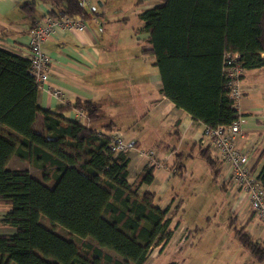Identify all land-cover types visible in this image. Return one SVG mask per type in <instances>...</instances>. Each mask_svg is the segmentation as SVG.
I'll return each instance as SVG.
<instances>
[{
    "label": "trees",
    "instance_id": "trees-1",
    "mask_svg": "<svg viewBox=\"0 0 264 264\" xmlns=\"http://www.w3.org/2000/svg\"><path fill=\"white\" fill-rule=\"evenodd\" d=\"M42 1L51 5L44 18L86 15L79 0ZM21 9L34 19L35 2ZM139 17L152 46L144 54L158 67L165 97L208 128L236 122L242 114L230 96L224 59L239 53L246 70L264 66V0H163ZM30 64L0 47V126L19 138L15 144L0 133V204L8 207L0 221L15 228L0 233V264H147L152 248L167 239L181 201L174 209L162 208L155 192L139 194L143 184L153 182L155 166H146L130 182V152L115 153L112 136L94 128L104 117L99 102L68 106L84 111L86 118L80 120L68 118L66 106L41 108ZM38 114L42 131L34 128ZM114 126L109 121L101 127L113 131ZM200 155L214 175L223 174L222 162L209 147L200 145ZM13 156L39 169L42 178L26 168L8 167ZM182 168L178 164L176 171ZM259 179L264 186V164ZM51 180L54 184L48 185ZM43 219L70 236L96 241L98 246L83 242L90 259ZM249 222L236 227V235L254 258L264 261V242L248 232Z\"/></svg>",
    "mask_w": 264,
    "mask_h": 264
},
{
    "label": "crops",
    "instance_id": "crops-1",
    "mask_svg": "<svg viewBox=\"0 0 264 264\" xmlns=\"http://www.w3.org/2000/svg\"><path fill=\"white\" fill-rule=\"evenodd\" d=\"M28 2L36 4L33 15L35 22L42 21L51 9V5L42 0H0V47L14 51L26 58L29 30L34 21L32 16L22 11L21 6ZM162 2L163 0H91L85 6L84 28H56L54 34L43 43V48L53 58L49 85L52 88H59L63 97L59 99L47 88H40L38 104L44 109H56L59 106H72L78 101L99 102L104 117L95 124L96 130L108 136H113L116 133L122 134L127 139L135 141L136 146H139L146 138L150 139L151 148H157L161 160H170L165 168L169 169L174 166V174H178V172L183 173L186 170V166L179 159L183 154L181 148L188 146L184 142L190 140L194 142V147L197 145L200 147L199 138L205 125L195 122L190 114L177 108L165 97L161 91L162 82L158 67L149 55L144 54V51L149 50L152 46L148 42L149 33L142 29L144 23L139 19V16L145 9L153 8ZM93 16L102 20V31L93 20ZM76 17L79 18V16ZM135 38L144 41L141 54H138L137 51L140 42H135ZM256 69L246 70L243 78L246 87L245 97L240 102L238 109L242 114L240 119L243 121L242 127L246 135L240 140V143L247 146L256 144L257 149L251 162L254 171L258 172L264 164V115H258L260 110H255L253 103L247 100V87L256 84L251 81L252 74ZM76 109L68 107L65 111L66 116L75 119ZM116 115L122 116V122L119 120L121 125L113 119L110 120L116 124L113 131H106L101 127L107 123L104 118L109 119ZM137 115H144L147 118L146 125L154 128L152 134L143 137L141 132L136 131L134 116ZM34 128L37 131L43 130L42 114L37 115ZM0 133L5 137L13 138L15 144L18 143V135L9 128L0 126ZM173 134L176 135L174 139L171 137ZM20 162L30 164L28 161L13 156L8 167L26 168L31 172L28 166L20 165ZM178 164L183 166L181 171H176ZM140 170L137 172V176L143 173H140ZM31 174L33 175L32 172ZM160 174L161 172L156 167L153 172V182L149 185L143 184L139 189V194L143 191H151ZM222 175L225 176L223 185L231 192V181L224 168ZM164 189L165 186L161 183L156 191H152L157 194L159 202H161L159 191H164ZM168 191L163 194H167ZM171 200L170 196L164 205H158L164 208ZM230 200H232V194ZM177 201L179 202L178 198L173 200L170 204L171 209H174ZM233 207L234 205L232 211ZM7 210L6 206L5 210L0 213V219L5 216ZM258 222L261 221L256 217L250 220L247 226L250 234H252L251 230L259 224ZM179 224L180 227H184L181 221ZM0 225L3 226L0 227V233L15 231L14 227L3 222Z\"/></svg>",
    "mask_w": 264,
    "mask_h": 264
},
{
    "label": "rangeland",
    "instance_id": "rangeland-1",
    "mask_svg": "<svg viewBox=\"0 0 264 264\" xmlns=\"http://www.w3.org/2000/svg\"><path fill=\"white\" fill-rule=\"evenodd\" d=\"M96 18L102 22L99 17L93 16V20ZM135 42H140L137 49L138 54L143 53L142 46L144 45V41L135 38ZM251 81L256 82V84L255 86L247 87V100L253 103L255 110H260L258 115H264V66L255 70ZM245 90L246 87L244 86V92ZM134 118L136 119L135 128L137 132H141L140 134L143 137H146L147 134H152L154 128L146 125L148 121L144 115H137ZM113 119L118 123L119 120L122 122L121 115L112 116L109 119L104 118L106 122ZM119 124L121 125V123ZM114 136H122L126 141H133L119 133H116L112 137ZM171 137L174 139L176 135L173 134ZM150 143L151 140L146 138L133 151H130L129 180L133 182L140 176H137L139 169H141L140 173L145 170L148 164L145 153L153 149L156 152L155 159L163 161V166L157 167L161 174L158 176L151 191H156L162 183L165 189L164 191H159L160 194L158 195L161 198V202L158 201V204L164 205L168 197L171 196L172 200L167 206H170L176 198L181 201V205L168 228L167 233L169 235L167 239L152 248V253L147 264H167L172 260L177 261L178 264H264V261L254 258L242 246L236 235V227L239 228L243 224H246L247 220H253L255 213L243 199L239 198L237 200L236 196L230 200L231 192L223 185L225 176L213 174L200 155V147L198 145L194 147V142L190 140L184 142L188 146L181 148L183 154L181 153L182 155L179 159L186 166V170L183 173L178 172V174H174V166L169 169L165 168L170 163V160H161L159 151L156 150L157 148H151ZM19 164L28 166L33 175L42 178V172L33 165L27 162H20ZM53 184V180L48 183V185ZM167 190L169 191L164 195L163 193ZM178 203L177 201L176 204ZM5 208V205L0 204V213ZM231 217L234 219V222L231 220ZM180 221L184 227H180ZM42 222L53 228L61 236L72 239L80 247V253L88 259H90V255L82 246L83 242L98 246L96 241L91 237L79 238L70 236L64 228L52 226L46 219H43ZM0 223L2 222L0 221ZM258 223L256 228L251 230V235L253 238L264 242V223ZM0 227L3 226L0 225ZM103 250L114 258L123 260L121 256L112 250L107 248H103Z\"/></svg>",
    "mask_w": 264,
    "mask_h": 264
},
{
    "label": "built area",
    "instance_id": "built-area-1",
    "mask_svg": "<svg viewBox=\"0 0 264 264\" xmlns=\"http://www.w3.org/2000/svg\"><path fill=\"white\" fill-rule=\"evenodd\" d=\"M79 1L83 7L91 2V0ZM95 22L100 26V31H102L100 20L96 18ZM84 26L83 17L72 18L70 16H62L61 18L47 16L42 21H38L31 26L27 58L31 63L30 73L34 76L39 89L47 88L55 97L59 99L63 97V93L59 88H52L49 85L48 80L53 58L44 50L43 43L54 34L56 28L82 29ZM224 70L230 96L235 99L239 106L245 97L243 78L246 73L239 53L226 54ZM85 118L84 111L76 109L75 119ZM240 118L230 125H219L216 128L205 126L199 138V144L202 147H209L215 157L222 162L223 168L228 172L231 181L232 198L237 196V200L239 198L243 199L253 210L257 220L264 223V186L259 179L261 170L255 172L251 162L257 146L256 144L247 146L244 143H240V140L246 137L242 127L243 121ZM110 146L115 153L120 151L130 152L136 148V143L135 141H126L122 136H114L111 138ZM155 154L156 152L153 149L145 153L148 161L147 166H155V168L163 166V161H157Z\"/></svg>",
    "mask_w": 264,
    "mask_h": 264
}]
</instances>
